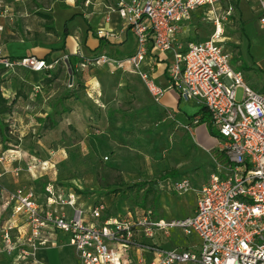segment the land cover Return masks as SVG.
Instances as JSON below:
<instances>
[{
  "label": "built area",
  "instance_id": "2783aa9c",
  "mask_svg": "<svg viewBox=\"0 0 264 264\" xmlns=\"http://www.w3.org/2000/svg\"><path fill=\"white\" fill-rule=\"evenodd\" d=\"M116 1L115 10L136 38L134 53L123 61L159 102L166 89L141 66L149 46L158 53L172 50L168 88L182 102L206 109L209 122L223 140L224 160L215 162L205 182L196 188L193 213L182 218L160 217L149 206L111 215L103 201L84 209L75 191L64 192L58 185L47 183L37 194L32 185L12 189L0 183V255L8 256V264H29L39 247L67 243L80 264H264V94L247 85L242 72L231 64L233 53L225 44L223 29L231 7L221 15L219 0ZM258 6L259 26L264 28V0ZM198 8L213 30L208 37L183 47L177 35ZM6 15L0 0V17ZM97 34L113 36L103 30ZM105 62H110L106 55L79 56L78 65L83 69ZM56 63L35 55L11 57L0 50V65L7 70L41 72ZM39 87L36 84L35 89ZM200 122V115H195L181 126L192 131ZM7 156L1 154L0 161ZM12 171L18 174L17 168ZM156 184L179 195L192 188L185 175ZM4 210L8 216L3 221ZM172 230L198 241L187 249H167L151 242L158 235L169 238ZM132 247L138 251L136 256L129 254Z\"/></svg>",
  "mask_w": 264,
  "mask_h": 264
},
{
  "label": "rangeland",
  "instance_id": "374dc122",
  "mask_svg": "<svg viewBox=\"0 0 264 264\" xmlns=\"http://www.w3.org/2000/svg\"><path fill=\"white\" fill-rule=\"evenodd\" d=\"M1 1L7 15L0 33V45L6 46L11 41L16 44L39 43L56 37L47 31V20L37 13H44L53 2L61 3L63 0ZM231 1L219 0L220 9L217 12L225 15ZM230 11V15L236 14L234 7ZM211 28L210 22L206 26L199 24L198 36H208ZM236 30L241 35L238 21ZM226 36L233 38L234 31L225 27ZM227 45L234 47L228 40ZM237 57L232 58V66L242 72L247 85L264 94V68L251 64L247 54ZM68 59L71 73L65 63L67 57L51 60L57 61L51 70L59 74L47 88L46 97L25 84L28 69L7 70L0 65V93L9 101L17 97L11 112L1 116L8 125L5 135L8 148L3 150L0 143V156L5 152L7 155L13 146L16 147L12 150L14 158L8 155L7 160L0 161V183L12 189L32 185L38 194L45 182L57 180L64 190H79L85 198L95 196V193L104 194L109 210L114 213L123 210V203L132 208L142 203V206L159 211V216L180 217L189 214L195 196L191 192L181 195L161 193L155 187V179L159 177L164 181L160 175L175 169L182 171L196 185L213 168L214 162L224 160L216 148L222 145L223 140L211 135L207 122L193 126L192 139L174 115L155 108L154 100L149 104L144 101L145 96L139 88V85H143L132 66L114 65L103 71L106 75L101 76L103 90L100 101L79 103L77 96L74 99L72 96L79 93L75 79H85L84 68ZM103 64L89 65L87 68H98ZM130 71L138 75V82L124 84L123 78ZM157 82L165 84L163 78ZM240 95L241 89H238L237 97L240 98ZM158 104L173 111L176 108V91L170 89L165 92ZM45 113L50 116L44 118ZM39 161L45 163L39 165ZM15 168L18 169L17 175L12 171ZM40 173L41 176H38ZM135 182L145 184L140 189L128 188ZM156 197L157 200H154ZM88 203L85 202V206ZM2 215L4 221L8 212L2 211ZM175 232L172 233V240L176 242L179 239ZM131 249L136 256L135 248ZM64 254L65 257L69 256L66 248Z\"/></svg>",
  "mask_w": 264,
  "mask_h": 264
},
{
  "label": "crops",
  "instance_id": "0c3cea01",
  "mask_svg": "<svg viewBox=\"0 0 264 264\" xmlns=\"http://www.w3.org/2000/svg\"><path fill=\"white\" fill-rule=\"evenodd\" d=\"M259 1L260 0H234V1L232 0L229 3L228 7H231V9L232 7H234V11H236L235 12L236 14L234 13L231 14L229 20L223 23V29H224L225 44L227 45V40L232 44H234L233 48L231 45L230 46L227 45V47L232 51L233 57H237L239 55L243 57L245 56V54H247L248 60L251 64L264 68V28H261L259 26V21H258ZM116 4H117L116 0H63L61 3L55 1L50 5L48 11H44V13L52 17V21H53L52 25L54 29L57 31V34L52 33V35H54V37L56 36L55 37L56 39L54 38L49 41L47 40L44 42L36 43L37 46H35V42L34 43L23 42L16 44L11 41L8 42L6 46L0 45L1 51L3 52V54L11 57H19L23 55H35L39 58L46 59L48 62H51V60H55L61 57L64 58L69 57L71 60L77 63L79 62V56L89 57V56L106 55L110 59L109 63H104L98 68H96L97 66L96 67L94 66L92 68L91 67L84 68L83 78L85 79L83 81L81 78L75 79L79 93H76V95L72 96L73 99L74 97L77 96L78 98L77 101L82 104H85L86 102L93 103V101L95 103L99 102L103 90V86H102L103 79L101 76L106 75L105 73H103V71L106 72L107 70H109L110 67L113 68L114 65H117L118 61H123L125 58L132 55L136 49V38L132 33V31L127 26H125V23L123 22L122 18L115 10ZM219 9L220 7L218 4L217 11H219ZM204 14L205 12L201 8H198L192 14L190 20L183 23L182 29L180 33L177 35V40L178 42H181L183 44V47L186 46L187 43L189 42L201 40L203 38L208 37L212 32L213 26L208 36H203V37L198 36L197 33L198 25L200 24L201 26H206V24L209 23L208 20L205 19ZM4 19H5L4 17H0V25L3 27H4ZM236 21H238V23L240 24L241 35L238 33L239 36L236 33L237 31ZM225 27H227L229 31L230 30L234 31L233 38L232 37L230 38L229 36L225 37ZM65 29L67 33L64 35L63 31ZM2 30L0 31V33L2 32ZM99 30H103L107 33H113V36H108V35L100 36L97 34ZM53 55L55 56L52 58ZM172 57H173L172 50L158 53L157 51L153 50L151 46H149L148 54L145 58V62L141 66L142 70L147 71L156 84L166 89L165 92L170 90V88H168L169 82L167 78V67L173 61ZM121 63L122 66L124 67H131V65L125 61ZM150 65H151V70H150ZM135 72L133 73L132 71L131 73L130 71V73L127 74L128 78L127 77H124L125 79L123 78L124 84H128L129 82H134V81L138 82L136 76H138L139 74L136 72L138 74L137 75ZM45 74L46 71H41V72L28 71L27 73L25 72L24 80L26 82L25 84L31 86L32 90L36 92L39 91V93H41L42 96L46 97L48 96V93L46 92L48 91L47 88L49 87V85L47 86L42 83ZM160 78L161 79L163 78V80H165L164 85L157 82L158 79L161 80ZM140 81L143 86L141 87L139 84L138 85L140 88V92L142 93V95L145 96L144 101H146L148 104L152 103L153 98L151 94L148 92L141 78ZM79 82H82V84ZM36 84L40 86L38 89H35ZM145 91L147 92L146 95H145ZM155 103H156V105H154L155 108L171 113L172 115L175 116L176 119H178V121H180V124L188 123L189 120L195 115H200L201 118L202 115L205 116L206 121L201 119V122L209 121V115L206 109L196 105L193 102H182L179 99L177 92H176V108L173 111L164 109L163 107L159 106L158 102ZM188 107H190L192 111H190V108ZM46 115L47 113H45L44 117H46ZM213 130L217 132L214 128ZM187 132L190 134L192 138L194 132L193 131H187ZM216 137L220 138V136H216ZM195 146L197 145L195 144ZM221 146L222 145H218L216 146V148L217 150L220 151L222 155V151L220 149ZM15 147L16 146H13L10 149L11 152L7 153V155H10L12 158H14V153L12 150H14ZM212 166L213 168L208 172V174L213 171L215 165L212 164ZM175 171L177 173L174 176H170V175L165 176L163 175L164 173L161 174L160 176L162 179L170 178V180L173 179L175 180L185 175L184 173H181L182 171L179 172L177 170ZM208 174L199 183L197 181L196 185L192 184V188L183 194L191 192L196 198L195 190L202 183L205 182ZM38 176H41V173ZM155 181L156 183L159 182L160 178L157 177ZM155 187L158 190H160L161 193L162 192L166 194L171 193L168 192L167 190L160 188L157 184L155 185ZM69 191H74V190L70 188L64 190V192H69ZM76 194L78 195V199H77L78 205L83 207L84 209H89L94 203L100 200L105 203L106 207L108 208V213L111 215H119L121 213H125V211L129 208L132 209V206L128 207L127 204L123 203L122 205L123 210L121 212L114 213L113 211L109 210L110 209V207L108 206L109 203L106 202L105 200L106 196L104 194L100 195L99 193H95L96 194L95 196H91L89 198L88 197L85 198L83 194H78V193ZM108 196H110V194H108ZM195 198L193 200L191 212L189 214H185L180 217H173V216L170 217L160 216V217L182 218L191 215L195 207V202H196ZM88 201H89L88 205L85 206L84 203ZM141 204L142 203H140V205H135L134 207H142ZM157 213L158 215H161L159 214V211ZM173 231L175 230L171 231V235L169 238H163L160 235H158L157 239L151 240V242H156L161 247L167 249H172V248L187 249V248H191V246H194V244L197 243L198 241V239L195 236H190L188 239H186V236L182 235L180 231L176 230L175 233L176 236H178L177 239L179 240L175 242V240H172ZM65 248L69 251L68 257H65L64 254ZM135 253H138L136 248H135ZM129 254L131 256L134 255L133 249H130ZM144 255L146 258H150V253H145ZM0 256H1L0 264H8L7 263L8 256L4 254ZM29 260H31V262H38L39 264H80L78 259L74 255L73 249L69 245H67V243L54 244V245L49 244L46 247H39L37 251L34 253V257L30 258Z\"/></svg>",
  "mask_w": 264,
  "mask_h": 264
},
{
  "label": "trees",
  "instance_id": "16d2710c",
  "mask_svg": "<svg viewBox=\"0 0 264 264\" xmlns=\"http://www.w3.org/2000/svg\"><path fill=\"white\" fill-rule=\"evenodd\" d=\"M41 18H43V19H46L47 20V22H46V24H45V26H46V28H47V31L48 32H51V33H54V34H57V31L54 29V27H53V25H52V23H53V21H52V17L50 16V15H47L46 13H37ZM67 33V31H66V29L63 31V34L65 35ZM64 44V43H63ZM35 46H37L36 45V43H35ZM64 46V45H63ZM67 63L68 64H70V61H69V59L67 58ZM58 74H59V72L58 71H52L51 69L50 70H47L46 71V74H45V76H44V78H43V80H42V83L43 84H45V85H51L52 84V82L54 81V79H56L57 78V76H58ZM67 96H70V94H68ZM16 98L17 97H14V99H12L11 101H9L8 99H7V97H4L1 93H0V143L2 144V149L3 150H5L6 148H8V143H7V139H6V130H7V128H8V125H7V123H5L4 121H3V119L1 118V116L2 115H4V114H9L10 112H11V109H12V105H14L15 104V102H16ZM47 116H50L49 114H47L46 115V117H44V118H47ZM201 119H203V120H205L206 121V119H205V116L204 115H202V118ZM40 120H45V119H40ZM208 123V126H209V129H210V132H211V134H213V135H215V136H219L218 135V133L217 132H215L212 128H211V123L208 121L207 122ZM177 172L175 171V170H169V171H166V172H164V174L163 175H165V176H174L175 174H176ZM29 183H32V182H29ZM48 183H51V184H53V185H58V186H63L62 184H61V182H59V181H55V182H48ZM45 184H47V182H45L43 185H42V187H40V188H43V186L45 185ZM145 183L144 182H135V183H133V184H131V185H129L128 186V188H131V189H134V188H136V189H140L143 185H144ZM113 191H115V190H113ZM76 193H78V194H82V192L81 191H79V190H76L75 191ZM154 200H157V197L154 199ZM98 202V201H97ZM144 206V205H143Z\"/></svg>",
  "mask_w": 264,
  "mask_h": 264
},
{
  "label": "water",
  "instance_id": "95a60500",
  "mask_svg": "<svg viewBox=\"0 0 264 264\" xmlns=\"http://www.w3.org/2000/svg\"><path fill=\"white\" fill-rule=\"evenodd\" d=\"M66 65H67V70L69 73H71V68L69 67V64L67 63V61H65Z\"/></svg>",
  "mask_w": 264,
  "mask_h": 264
}]
</instances>
